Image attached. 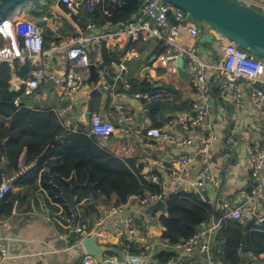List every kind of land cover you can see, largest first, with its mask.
Wrapping results in <instances>:
<instances>
[{"label":"crops","instance_id":"crops-1","mask_svg":"<svg viewBox=\"0 0 264 264\" xmlns=\"http://www.w3.org/2000/svg\"><path fill=\"white\" fill-rule=\"evenodd\" d=\"M250 7L264 13V0H252ZM44 15L51 17L50 20L39 21L45 29L47 48L70 38L103 34L110 36L101 40L98 49L91 52L92 65L96 67L98 78L92 77L91 67L79 68L78 72L83 77L84 85L72 99L65 95V89L57 87L52 81L44 83L33 95L25 96L24 80L28 77L31 67L28 63H26L27 69L24 63L9 61L12 68L9 84L15 89L12 92H20L16 98H21L22 107L52 111L57 117L58 125L66 128L67 124H70L71 129L76 126L77 130L85 132L89 131L91 118L95 113L103 114L118 126L121 125L119 119L123 116L127 118L126 123L130 129L128 135L124 137L130 147L124 158L134 159L136 168L146 179L160 182L168 177L169 171L165 170V167H177L180 155L185 153L192 158V163L186 171V180L199 177L205 162L212 165L219 182L217 187L208 185V196L215 203L213 208L216 207L219 212L222 211L221 197L224 196L234 204H240L252 198V182L248 179V149L244 143L231 146L228 139L244 136L261 137L263 118L248 96L236 100L226 98L223 94L221 79L216 68V64L224 57L222 46L226 42L220 34L207 25L196 22L194 23L202 29V34L198 38L183 34L186 45L196 46L199 54L209 64L206 70L212 92L209 120L217 135V141L212 144L207 153L202 154L198 150V140L190 146H178L169 144L165 140L142 142L137 138L138 134L146 131V128L164 127L169 118L190 113L199 95L191 84L192 74L187 62L183 68L178 65L179 68L175 72L172 70L171 62L168 65L162 62V55L165 52L163 44L154 40L145 42L142 39L130 42L126 36L115 35L118 26L130 21L134 15L127 21L113 22L107 20L110 17L94 18L87 9L73 16L64 5L27 0L14 9L7 19L16 25V23L38 20ZM20 40L22 41L21 37ZM2 42L3 38L0 34V45ZM127 48L139 51L140 57L130 60L125 72V76L132 84L131 91L120 82L119 90L123 95L116 98L109 91H102L99 84V71L101 68H107L109 76L106 79L110 83L114 82L115 69L112 67V62H120L129 50ZM63 54L60 52L50 66V70L58 75L65 74L70 69L67 58ZM158 88H165L174 93V99L161 102L160 108L149 109V104L128 95L130 92L151 91ZM120 105L123 107L118 108ZM197 131L200 136L206 133L205 129ZM177 132L184 136H191L196 131L180 129ZM112 137L102 142L104 146L120 138L119 135ZM45 155L47 151L44 150L37 159L40 161ZM37 159L30 162H38ZM49 159L56 160V157H49ZM47 164L46 162L43 166ZM43 166L38 173H30L36 168L33 167L25 176L16 180L7 199L0 205V240L5 237L10 243V258L4 264H82L83 262L85 254L59 237L65 231L64 227L57 221L48 220L45 216L42 198L50 204L52 210L57 211L59 207L49 201L48 197L52 195L53 190L46 185ZM6 169L14 174L18 167H12L8 162ZM183 184L184 182L172 184L171 190L176 191L177 187ZM79 188L78 192L82 196L80 220L83 226L94 230V233L101 229L98 231V243L104 248L102 257L112 258L116 262L125 260L130 253L142 256L148 263H151L152 257L156 258L166 242L163 237L165 226L160 220L163 211L148 213V206H141L134 199L124 201L115 193L109 196L97 195L85 190V187ZM16 200L19 201L18 211L17 214H13ZM114 206L121 207L118 212L111 213ZM257 206L260 209V215L264 216L263 198L257 200ZM5 221H10V225L2 224ZM225 221L233 222L234 220L226 219ZM100 222L103 223L100 225ZM127 222L136 230L135 236L128 233ZM251 222L244 220L241 223L251 224ZM223 228L222 226L218 234L219 238L217 236L213 253L217 264H232L226 260L222 247ZM249 236L250 233L248 238ZM192 260L195 264H204L199 254L186 252L176 258L175 264H189ZM238 264H264V253L256 255L255 259L241 260Z\"/></svg>","mask_w":264,"mask_h":264},{"label":"built area","instance_id":"built-area-1","mask_svg":"<svg viewBox=\"0 0 264 264\" xmlns=\"http://www.w3.org/2000/svg\"><path fill=\"white\" fill-rule=\"evenodd\" d=\"M47 4L64 5L68 12L77 16L84 9L90 13L101 12L103 16L112 17L117 11L126 5V0H37ZM239 2L250 6L252 0H238ZM171 16L177 20L174 22ZM50 15H44L38 20L26 23H16L14 25L9 19L0 21V34L3 42L0 45V63L9 61H18L30 65V73L24 80V95H33L44 83L54 81L55 85L65 89V95L70 99L74 98L84 85L83 77L78 69L82 67L89 68L92 64L91 52L96 51L100 46V41L108 38L110 35H92L90 37L70 38L47 48L45 45V29L39 21L50 20ZM95 26V24H92ZM183 34L192 38H198L202 34V29L194 23L191 16L167 0H143L139 10L128 22L121 23L115 35H123L130 42L142 39L145 42L154 40L164 45L165 52L162 55V62L166 65L172 63V70H178L179 57L185 59L189 65L192 74V86L198 91V98L193 103V109L190 113L179 114L167 120L164 127L146 128L145 132L137 135L142 142L162 141L178 146H190L198 140V150L200 153H207L214 142L217 141V135L213 125L209 120L212 92L207 79L206 70L209 64L199 54L196 46H188L184 41ZM23 38V43L20 40ZM222 38V37H221ZM224 38V37H223ZM222 46L224 57L216 64L218 76L221 79V89L223 94L231 99L240 100L248 96L252 105L261 113L263 123L261 127V137L244 136L241 138L230 137L228 143L231 146H238L241 143L248 149V179L252 182L253 196L250 200L240 204L231 203L225 196L221 197L222 210L219 212L215 206L214 200L208 196V185H219L216 173L209 162L204 163L203 171L200 176L186 180L185 175L188 167L192 163V158L182 153L179 158L178 166L174 168L165 167L168 170V177L160 182L161 193L147 192L145 195L133 194L128 197V201L136 200L141 206H149L160 199L167 200L168 194L175 193H194L199 196L202 202L213 208L210 218L202 221L196 232L188 240L176 244H170L167 240L161 251L175 252L178 255L170 258L166 262L160 263L155 257H152L151 263L143 260L142 256L128 254L125 260L116 261L112 258L97 259L96 257L85 253L83 243L86 238L94 234V230H89L82 225L80 220V205L82 196L77 191V186L66 184L57 179V172L47 164L43 166L46 176V185L53 193L49 198L51 204L58 206L59 210L54 211L50 204L41 199L45 216L50 221L59 222L65 229L60 234L72 247L80 249L84 255L82 264H175L176 258L183 252L189 254H199L204 260V264H217L214 256V245L217 242V236L226 219L234 221H252L254 226H260L264 216L260 215L257 200L264 199V59L257 57L249 51L243 49L236 43L227 40ZM62 52L66 56L69 71L58 75L50 70L51 62L58 54ZM140 53L137 50L129 49L120 62H112L115 69L114 82L107 81L109 71L107 68H101L100 86L102 91H109L114 97L118 98L123 93L119 90L120 82L125 88L131 91L132 84L125 76L128 69V62L134 58H139ZM129 96L143 100L146 104L155 102H167L174 99V93L165 88H158L151 91L130 92ZM14 104L20 108L23 102L20 97L14 99ZM119 106L118 108H122ZM64 111V110H63ZM66 112V110L64 111ZM127 118L120 117V126L114 123L110 118L101 113L93 114L89 131H79L76 126L67 124L65 128L69 132H82L95 137L99 143L104 146L103 141L112 136L119 135L125 137L130 132L126 123ZM0 123L11 125V118L0 115ZM180 129H191L196 131L191 136H184L178 133ZM198 129H205L206 133L200 136ZM244 141V142H243ZM6 142L5 138L0 137V205L7 199L13 189L14 183L19 178L25 176L27 172L36 167L37 161L30 162L26 150L21 154L17 171L12 174L7 171V166L3 165L2 148ZM154 181L153 179H150ZM156 182V181H154ZM184 182L182 186L177 187L176 191L171 190L172 184ZM87 183H81L85 187ZM97 195H103L100 191ZM19 201L14 202L13 214H17ZM217 206V205H216ZM119 207H112L111 213L119 211ZM218 208V207H217ZM156 218V217H153ZM10 221L2 222L4 225H10ZM103 222H100L101 225ZM127 231L135 236L136 230L129 222L126 223ZM254 228V227H253ZM136 240V238H135ZM242 260L255 259L253 251H246L240 248L238 250ZM153 256V254H151ZM10 258V243L2 237L0 240V264H4ZM189 264H195L192 260Z\"/></svg>","mask_w":264,"mask_h":264},{"label":"trees","instance_id":"trees-1","mask_svg":"<svg viewBox=\"0 0 264 264\" xmlns=\"http://www.w3.org/2000/svg\"><path fill=\"white\" fill-rule=\"evenodd\" d=\"M143 0H126V5L107 20L127 21L140 8ZM94 18L103 16L101 12L90 13ZM129 49V48H127ZM28 69V64L25 65ZM12 68L8 62L0 65V115L10 117L11 125L0 123V137L6 142L2 155L12 167H18L19 158L26 150L29 161L37 159L45 150L47 155L30 171L36 174L47 162L57 172V179L69 187L80 189L81 183H87L85 190L97 194L120 196L124 201L130 195L147 192L161 193V185L146 179L135 166L132 158H124L130 150L127 139L117 138L111 144L102 146L99 140L82 132L66 131L57 123L52 111H40L31 108H18L14 99L20 92L10 90L9 80ZM49 157H56L50 160ZM8 165V164H7ZM84 188V187H83ZM167 211L160 217L165 226L163 237L170 244L188 240L196 232L200 223L212 215L213 209L201 201L194 193L171 192L167 196ZM224 242L222 247L225 258L232 264H238L242 258L238 250L253 251L255 255L264 253V223L260 226L242 224L240 221L223 223ZM254 227V228H253ZM245 233H250L245 241ZM219 238V236H218ZM178 255L175 252L160 251L156 259L166 262Z\"/></svg>","mask_w":264,"mask_h":264},{"label":"water","instance_id":"water-1","mask_svg":"<svg viewBox=\"0 0 264 264\" xmlns=\"http://www.w3.org/2000/svg\"><path fill=\"white\" fill-rule=\"evenodd\" d=\"M27 0H0V21L7 19L9 14ZM186 11L196 20L204 23L208 27L215 30L222 37L232 41L256 55L264 59V13L257 9L247 6L237 0H167ZM174 22L177 20L171 16ZM23 43V38H22ZM179 67L185 66V59L179 57L177 59ZM92 77L98 78L95 65H90ZM55 85V82L52 81ZM14 91V87H10ZM161 103L155 102L149 104V109L160 108ZM90 114L88 118L90 119ZM114 139V137H112ZM3 165L7 166L8 161L3 157ZM167 211V202L163 199L148 206V213ZM264 223V218L262 220ZM101 229L99 228L98 231ZM98 231L86 238L83 246L89 255L101 259L104 248L98 243ZM245 240L248 233H245Z\"/></svg>","mask_w":264,"mask_h":264},{"label":"rangeland","instance_id":"rangeland-1","mask_svg":"<svg viewBox=\"0 0 264 264\" xmlns=\"http://www.w3.org/2000/svg\"><path fill=\"white\" fill-rule=\"evenodd\" d=\"M191 19H192L194 22L198 23V24H204V23H202V22H200V21L196 20V19H195V18H193L192 16H191Z\"/></svg>","mask_w":264,"mask_h":264}]
</instances>
